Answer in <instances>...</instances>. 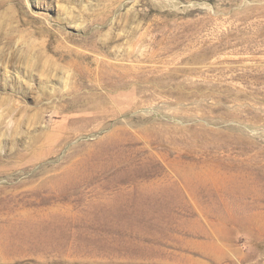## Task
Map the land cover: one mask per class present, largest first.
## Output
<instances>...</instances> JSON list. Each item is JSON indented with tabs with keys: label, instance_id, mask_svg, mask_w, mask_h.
Segmentation results:
<instances>
[{
	"label": "rangeland",
	"instance_id": "374dc122",
	"mask_svg": "<svg viewBox=\"0 0 264 264\" xmlns=\"http://www.w3.org/2000/svg\"><path fill=\"white\" fill-rule=\"evenodd\" d=\"M0 264H264V0H0Z\"/></svg>",
	"mask_w": 264,
	"mask_h": 264
},
{
	"label": "bare ground",
	"instance_id": "6f19581e",
	"mask_svg": "<svg viewBox=\"0 0 264 264\" xmlns=\"http://www.w3.org/2000/svg\"><path fill=\"white\" fill-rule=\"evenodd\" d=\"M138 73H139V71H134V70H131V69L123 68L121 70V74L120 75H117V78L115 77L116 80L115 79H112L113 85L116 86L114 88H117L119 91H122V92L123 91H126V90H129V89H132L134 87V84H137V81L135 80V83H132L131 80H130V78L134 77V75H136ZM137 91H138V89H137ZM132 95L133 96L126 95L124 97V100H123L124 103L137 102L136 104H138V103L142 102V100H140V98L138 97L139 95L137 93H132ZM143 98H145V97H143Z\"/></svg>",
	"mask_w": 264,
	"mask_h": 264
}]
</instances>
